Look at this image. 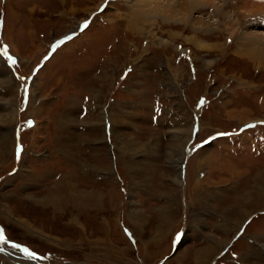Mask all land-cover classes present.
<instances>
[{"label":"rangeland","instance_id":"rangeland-1","mask_svg":"<svg viewBox=\"0 0 264 264\" xmlns=\"http://www.w3.org/2000/svg\"><path fill=\"white\" fill-rule=\"evenodd\" d=\"M261 20L262 0H0V264H264V88L237 85L264 83Z\"/></svg>","mask_w":264,"mask_h":264},{"label":"crops","instance_id":"crops-1","mask_svg":"<svg viewBox=\"0 0 264 264\" xmlns=\"http://www.w3.org/2000/svg\"><path fill=\"white\" fill-rule=\"evenodd\" d=\"M121 2L123 3V0H121ZM8 13L10 14V15H12V20H10V21H6V19L4 18L3 19V21H4V26H5V24H6V27H7V31L6 32H13V36H14V39H15V32L16 31H14V30H16V29H18V26L17 27H13L12 28V26H14L15 24H14V22H16V21H18V19H16V18H18L17 17V15L16 14H14L13 13V11H8ZM9 14H7V16H6V18L7 17H9L10 15ZM9 15V16H8ZM3 24V23H2ZM3 26V27H4ZM2 34L3 33H1V38L3 39V37H2ZM25 34H26V41H24L23 43L25 44V45H28L30 48H32V46H33V44L35 43V40H36V38H35V35L33 34V31H30L29 29H27V31H25ZM24 34V35H25ZM97 36V35H96ZM90 40V42L91 41H93L92 39H89ZM33 41H34V43H33ZM86 41L87 42H83L82 43V46H80V47H76V50L79 52V51H81V50H83V51H85V46H83V45H85L86 43H88V39H86ZM27 42V43H26ZM65 43H67V42H65ZM65 43H63V44H65ZM99 44H101V42H99ZM62 46V45H61ZM55 53V52H54ZM47 65V64H46ZM4 75V74H3ZM256 82H261V81H256ZM239 84L240 85H244L243 87L244 88H248L247 90H244L243 91V95H245V101H250L251 99H253V96H254V93L255 92H258L260 89H262V88H264V83H262V84H251V83H244V82H237V85L239 86ZM254 89H256L255 91H253ZM263 94H264V91L263 92H261L260 93V101H259V104H258V107L259 108H263L264 107V103H261V101H262V96H263ZM236 97V96H235ZM234 97V98H235ZM243 98V97H242ZM239 99V101L241 102V104L240 105H237V103H236V105H231L232 103H231V99H228V100H221L220 102H219V106H218V108H221V107H223V108H225V109H233V108H237V107H246V106H248L246 103L247 102H245V101H243V100H240V97L238 96V97H236L235 98V100H238ZM152 106L153 107H159V106H154L153 104H152ZM162 106V105H161ZM225 106V107H224ZM263 106V107H262ZM156 108H154L153 110H157ZM149 120H151V122H153L154 123V121L156 122V120H154V118L152 117V116H150L149 117ZM256 121V120H255ZM264 127V126H263ZM243 130H240V131H238V134L240 133V132H242ZM245 131H248V129L247 130H245L244 129V131L242 132V133H244ZM235 132H237V130L236 131H233V132H228V133H235ZM241 133V134H242ZM232 135V137H235V136H237L236 134H231ZM249 135V134H248ZM216 135H213V138L215 137ZM250 137V136H249ZM218 138V137H217ZM256 143V145L259 143L260 145L257 147V151H258V153L259 154H256V155H254V156H257V158H260L261 159V163H264V138L261 136L260 138H259V140L257 141V142H255ZM236 145V144H235ZM204 146H208V145H203V146H201V147H199V148H197V150H195L196 152L197 151H199V149H201L202 147H204ZM233 147L234 145H230L229 147H228V151H229V148L230 147ZM217 151H219L218 153H222L223 152V148L221 149V148H218V149H216ZM213 151V150H212ZM214 152V151H213ZM225 152V151H224ZM223 152V153H224ZM215 154H216V152H214ZM222 153V154H223ZM229 153L230 154H232L233 155V153L232 152H230L229 151ZM231 155V156H232ZM251 155V154H250ZM231 156H230V158L229 157H224L222 160H221V162L220 163H224V165L226 166V167H229V163L227 162H225V161H227V160H232L231 159ZM217 159H218V156L216 157ZM219 160V159H218ZM258 164L260 167H263L264 166V164ZM218 164V162H216L215 163V165H217ZM207 165V166H206ZM205 166H203L202 167V169L205 167V170H207V169H209L211 166H212V164L211 163H209V164H206ZM230 166H232V165H230ZM194 167V166H193ZM193 167H192V169H193ZM191 169V170H192ZM202 171V170H201ZM188 174H190V173H188ZM198 177H199V174H198ZM228 183V182H227ZM229 183H231V181H229ZM232 185L234 186V187H236V182H232ZM233 192V191H232ZM240 233V232H239ZM238 234V233H237ZM183 235H184V232H183Z\"/></svg>","mask_w":264,"mask_h":264},{"label":"bare ground","instance_id":"bare-ground-1","mask_svg":"<svg viewBox=\"0 0 264 264\" xmlns=\"http://www.w3.org/2000/svg\"><path fill=\"white\" fill-rule=\"evenodd\" d=\"M88 11H90V10H88ZM250 12V11H249ZM13 115V114H12ZM16 115V114H15ZM6 116H7V114H6ZM16 117V116H15ZM13 118V117H12ZM246 118V117H245ZM1 119V118H0ZM12 120V119H11ZM247 120V119H246ZM248 121V120H247ZM185 130H186V128H185ZM177 131H178V129H177ZM187 131V130H186ZM8 132V131H7ZM180 132H181V130H180ZM184 132V131H183ZM179 133V132H178ZM182 134V133H181ZM183 136H184V134H183ZM190 136V135H189ZM154 137H156V136H154ZM176 138V137H175ZM156 139V138H155ZM177 139V138H176ZM184 139V138H183ZM182 139V140H183ZM130 140V139H129ZM159 140V139H158ZM185 140V139H184ZM146 141V140H145ZM175 142V141H174ZM152 143V142H151ZM156 144V143H155ZM184 144H185V142H184ZM184 144L180 141V139H177V145H179V146H181V147H184ZM150 145V144H149ZM152 146V145H151ZM154 146V145H153ZM177 147V146H176ZM180 147V148H181ZM154 148V147H153ZM133 149V148H132ZM150 149V148H149ZM176 149V148H175ZM178 149V148H177ZM176 149V150H177ZM175 150V151H176ZM170 151V150H169ZM181 151H183V150H181ZM168 152V151H167ZM180 154V153H179ZM168 155V154H167ZM181 155V154H180ZM207 156H209V155H207ZM210 158V157H209ZM175 159V158H174ZM180 159V158H179ZM209 161V160H208ZM71 176V175H70ZM199 178V177H198ZM200 179V178H199ZM67 180V179H66ZM74 181V180H73ZM196 183H197V181H195ZM198 182H199V180H198ZM74 183V182H73ZM200 183V182H199ZM80 185V184H79ZM74 186V185H73ZM77 188V187H76ZM75 188V189H76ZM71 189H73V188H71ZM69 190V189H68ZM91 190V189H90ZM71 191V190H70ZM69 191V192H70ZM84 191V189L82 190V192ZM95 191V190H94ZM72 192H73V190H72ZM80 192V191H79ZM87 192V191H86ZM85 192V193H86ZM92 193H93V191H92ZM91 193V194H92ZM80 194V193H79ZM35 196V195H34ZM37 196V195H36ZM70 196H71V198H74L75 199V196L74 195H72V194H70ZM80 196V195H79ZM43 197H45V196H43ZM94 197V193L91 195V198L90 199H92ZM37 198V197H36ZM39 198V197H38ZM78 198V197H77ZM35 199V198H34ZM79 199V198H78ZM82 200H85L86 199V196L85 197H83V198H81ZM37 201V200H36ZM43 201V200H42ZM86 201V200H85ZM55 205H56V203H55ZM5 210V209H4ZM8 213H10V212H8ZM11 214V213H10ZM17 221V220H16ZM209 245V244H208ZM213 248V247H212ZM214 251V250H213ZM10 257V256H9Z\"/></svg>","mask_w":264,"mask_h":264},{"label":"snow or ice","instance_id":"snow-or-ice-1","mask_svg":"<svg viewBox=\"0 0 264 264\" xmlns=\"http://www.w3.org/2000/svg\"><path fill=\"white\" fill-rule=\"evenodd\" d=\"M262 2H264V0H262ZM19 152H20V149H19V147H18V149H17V156H19ZM2 240H3V234L0 233V241H2ZM13 246H14V247H18L17 245H13ZM25 251H27V250H25ZM29 255H32L33 258H35L34 254L29 253Z\"/></svg>","mask_w":264,"mask_h":264}]
</instances>
